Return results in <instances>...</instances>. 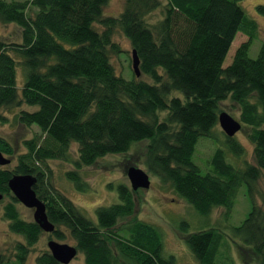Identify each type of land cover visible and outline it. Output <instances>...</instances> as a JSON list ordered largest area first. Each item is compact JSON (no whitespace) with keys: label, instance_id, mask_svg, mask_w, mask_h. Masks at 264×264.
<instances>
[{"label":"trees","instance_id":"1","mask_svg":"<svg viewBox=\"0 0 264 264\" xmlns=\"http://www.w3.org/2000/svg\"><path fill=\"white\" fill-rule=\"evenodd\" d=\"M107 1L0 0V21L21 28L20 42L0 40V122L8 121L7 111L21 107L15 120L40 131L24 140L26 151L12 169L0 166V193L8 199L3 218L23 239L14 244L11 256L0 251V264H25L43 233L33 220L20 216L8 187L13 174L37 178L34 191L55 226L50 236L72 238L84 264H176L174 255L164 254L160 229L135 217L137 190L116 184L118 200L98 206L94 222L50 181L47 161L61 160L72 167L66 178L86 192L84 167L106 155L127 153L143 141L147 171L201 216L223 208L228 217L245 186L252 205L230 227V237L243 250L264 257V188L258 192L261 205L255 202L256 183L264 174V43L256 57L248 55L256 22L245 14L242 0H124L118 15H105ZM255 9L264 17V3ZM155 10L160 17L151 21ZM115 31L136 51L139 76L133 70L129 77L116 73L111 56L121 48L113 39ZM237 32L247 39L224 66ZM18 62L23 68L20 88ZM228 99L238 107L241 129L253 145V162L244 160L237 167L227 161L226 155L238 164L232 157L239 159L244 149L222 132L224 147L213 150L202 171L193 161L197 142L201 137L217 140L213 130L220 103ZM72 143L77 144L76 156ZM0 152L14 153L3 137ZM178 227L198 264H222L219 252L228 242L218 228L188 232L185 221ZM36 262L60 264L48 250Z\"/></svg>","mask_w":264,"mask_h":264},{"label":"rangeland","instance_id":"2","mask_svg":"<svg viewBox=\"0 0 264 264\" xmlns=\"http://www.w3.org/2000/svg\"><path fill=\"white\" fill-rule=\"evenodd\" d=\"M164 2V0H162ZM264 3V0H242L240 6L245 11V14L254 19L256 22V36L252 40L248 55L252 58L256 57L260 46L264 43V17L256 12V5ZM124 6V0H108L103 9L105 15H118ZM35 9L30 7L31 13ZM160 17L159 10H155L149 20L155 21ZM114 41L121 48V52L111 56L112 64L117 74L129 77L132 73L131 63V45L129 40L119 31H115L113 36ZM247 36L243 32H237L228 53L225 57L223 65L226 66L232 60L233 53L237 46L245 41ZM0 40L4 42H20L21 28L15 23H3L0 21ZM17 60L20 58L16 55ZM17 85L20 88L23 81V68L20 63L17 64ZM28 108L26 105H22ZM21 108V107H20ZM20 108H13L6 112L8 121L0 122V137L5 138L14 150L13 155L3 154L11 161L9 164L1 166L12 169L16 164L17 156L26 151L24 140L33 137L40 131L36 125L25 126L15 120V115ZM221 111L229 113L235 119H238L239 110L235 103L230 99L220 103ZM220 111V112H221ZM165 112H161L164 115ZM243 129V128H242ZM240 129L234 137L243 146L244 154L239 159L233 160L226 155L227 161L239 167L243 165L244 160L253 162V145L247 139L244 130ZM222 130L217 124L213 133L217 140H210L201 137L196 145V151L193 155V161L201 168L202 171L207 170V159L217 147H224V137ZM224 133V132H223ZM147 141L134 144L127 153L106 155L100 158L94 165L84 167L81 174L89 183V189L86 192L78 191L74 185L66 178L65 171L72 167L61 160H48L47 164L50 170L51 183L63 191L81 210V212L92 221H96L95 209L101 205H108L118 200V193L115 185L125 183L130 187V182L126 175L128 167L135 166L145 170L150 177V187L148 189H138L135 193V210L136 218L157 226L163 237L164 254H172L176 259V264H198L194 256L189 251L184 243V236L179 230L181 222L188 223V232L200 230L201 227L218 228L226 237L224 241L228 242V247L221 248L219 259L222 264H228L227 256L232 259L234 264H264V257L256 256L251 250H243L240 241L230 237V227L238 225L249 212L252 202L245 191V186H242L236 196L233 208L228 217L223 215V208L213 209L208 217L199 215L195 209L187 203L183 198L178 197L169 185H163L154 175H151L145 165V146ZM72 153L76 156L77 144L72 143ZM2 153V152H1ZM48 174V173H47ZM112 183L113 187L108 184ZM264 188V174L256 183L255 202L261 205L260 194L258 193ZM8 199L0 200V251L10 255L14 244L17 241L23 240L21 236L11 232L8 229V222L3 218V206ZM19 214L25 220H33V210L18 204ZM54 239L50 233L43 232L38 241L32 246L25 264H37L36 257L42 251L48 250L47 241ZM59 242L74 245L72 238L67 237L65 240H57ZM11 256V255H10ZM68 264H84V254L77 252L76 256Z\"/></svg>","mask_w":264,"mask_h":264},{"label":"water","instance_id":"3","mask_svg":"<svg viewBox=\"0 0 264 264\" xmlns=\"http://www.w3.org/2000/svg\"><path fill=\"white\" fill-rule=\"evenodd\" d=\"M132 70L136 76L140 75L138 68L139 60L136 51L132 49ZM218 123L221 130L228 137H233L240 129L241 123L229 113L221 111L218 114ZM10 163V159L0 152V166ZM126 175L132 190L148 189L150 187L149 174L135 166L128 167ZM37 178L31 174H13L8 179V187L19 203L33 210V221L43 232L52 233L54 224L48 219L45 204L36 196L34 184ZM3 198L0 193V200ZM47 248L52 257L60 264H68L77 254V248L68 243L59 242L54 239L47 241Z\"/></svg>","mask_w":264,"mask_h":264}]
</instances>
